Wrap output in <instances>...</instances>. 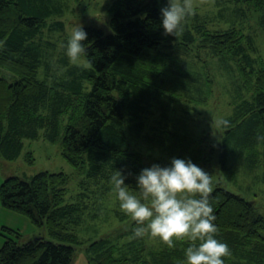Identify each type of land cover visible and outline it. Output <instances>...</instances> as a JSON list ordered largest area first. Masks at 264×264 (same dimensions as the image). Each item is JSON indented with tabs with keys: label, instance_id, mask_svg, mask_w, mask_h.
Masks as SVG:
<instances>
[{
	"label": "trees",
	"instance_id": "16d2710c",
	"mask_svg": "<svg viewBox=\"0 0 264 264\" xmlns=\"http://www.w3.org/2000/svg\"><path fill=\"white\" fill-rule=\"evenodd\" d=\"M239 1L259 13L264 31V0ZM164 3L115 0L109 33L83 26L88 33L80 62L88 67L83 68L66 55L54 60L43 38L46 28H57L58 21L51 27L48 22L62 9L57 0H0V155L15 159L25 139L43 134L60 140L63 156L82 175V191L74 199L68 196L71 175L64 171L3 180L1 204L29 218L41 234L24 240L20 229L5 226L0 264H74L81 249L89 264H183L187 239L155 250L146 235L133 237L135 222L90 241L80 236L94 192L91 183L107 189L116 169L136 174L149 166L134 139L153 141L145 133L151 106L181 82L172 68L159 66L164 48L194 50L200 44L233 61L239 97L226 118L229 125L222 126L221 169L230 175L226 163L232 150L244 152L251 166L261 156L264 164V140H258L264 136V56L254 35L236 26L210 30L201 20L182 22L178 35H165L160 24ZM154 163L169 161L156 158ZM126 183L135 187L134 176ZM209 201L217 238L230 249L225 264H264V203L222 182L215 184Z\"/></svg>",
	"mask_w": 264,
	"mask_h": 264
},
{
	"label": "rangeland",
	"instance_id": "374dc122",
	"mask_svg": "<svg viewBox=\"0 0 264 264\" xmlns=\"http://www.w3.org/2000/svg\"><path fill=\"white\" fill-rule=\"evenodd\" d=\"M62 9L48 17L49 27L57 22L53 31L46 28L44 40L54 52L53 59L59 61L65 56V42L69 32L77 26H95L106 33L111 31V8L115 0H57ZM166 2V0H165ZM193 8L186 21L190 25L198 20L210 30H225L238 27L252 33L261 54L264 56V31L258 23L259 13L252 12L239 0H190ZM58 11V10H57ZM61 22V24L59 23ZM80 62H83L82 57ZM161 67H170L181 78V82L171 93L155 101L147 118L145 133L152 142L134 139L138 149L146 152L150 166L156 158L170 161L172 157L191 158L204 168L212 179V189L217 182L228 184L237 192L254 197L264 203V164L263 157L251 166L241 150H232L227 167L230 175L221 169L219 152L223 146L222 125L218 122L234 113L235 98H238V72L231 59L214 54L199 44L194 50L164 48L158 57ZM64 171L71 175L68 196L74 199L82 191L79 181L82 175L63 156L61 142L50 141L41 134L36 139H25L21 154L15 159L0 155V186L6 178L19 176L29 180L41 171ZM81 182V181H80ZM82 184V183H81ZM108 188L89 186L94 190L88 198L89 210L86 213L82 239L93 240L100 236L116 233L127 228L132 219L119 208V201ZM129 190L136 188L129 184ZM78 194V195H77ZM255 194V196H253ZM1 204V199H0ZM264 205V204H263ZM22 216V215H21ZM27 219V217L24 216ZM31 227L20 223L24 238L37 227L27 219ZM148 246L160 250L166 246L159 238L148 235ZM187 239V238H184ZM78 252V251H77Z\"/></svg>",
	"mask_w": 264,
	"mask_h": 264
},
{
	"label": "clouds",
	"instance_id": "9594fccd",
	"mask_svg": "<svg viewBox=\"0 0 264 264\" xmlns=\"http://www.w3.org/2000/svg\"><path fill=\"white\" fill-rule=\"evenodd\" d=\"M192 12L190 0H166L160 8L164 34L178 35L182 22ZM87 39L88 33L80 25L69 32L64 45L69 61L83 68L88 67L80 64ZM218 124L227 127L229 121ZM258 140H264V136ZM129 176H134L135 192L126 183ZM109 184L120 210L135 222L134 238H159L170 248L177 240L187 238L190 243L184 249L183 264H225L230 249L217 238L216 216L209 201L212 179L191 158L172 157L167 164L152 163L136 174L116 169Z\"/></svg>",
	"mask_w": 264,
	"mask_h": 264
},
{
	"label": "crops",
	"instance_id": "0c3cea01",
	"mask_svg": "<svg viewBox=\"0 0 264 264\" xmlns=\"http://www.w3.org/2000/svg\"><path fill=\"white\" fill-rule=\"evenodd\" d=\"M27 219L24 218V215L21 216V214L9 210L5 208L2 204H0V246L3 244L4 240L2 235L3 228L6 226L10 228L20 229V223L26 224V227L29 228L31 226L29 225ZM39 234H41V231H39L37 228L35 230L33 229V233L27 235L24 240H28L29 238ZM74 264H89L87 255L82 249L78 250Z\"/></svg>",
	"mask_w": 264,
	"mask_h": 264
}]
</instances>
